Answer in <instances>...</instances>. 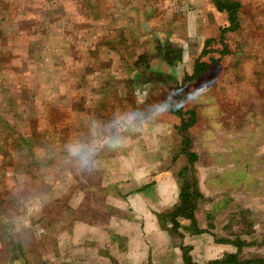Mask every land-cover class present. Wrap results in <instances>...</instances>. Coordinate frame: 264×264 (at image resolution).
I'll return each mask as SVG.
<instances>
[{
    "label": "rangeland",
    "instance_id": "obj_1",
    "mask_svg": "<svg viewBox=\"0 0 264 264\" xmlns=\"http://www.w3.org/2000/svg\"><path fill=\"white\" fill-rule=\"evenodd\" d=\"M230 1L240 3V26L225 32L221 41L229 21L213 0H127V7L135 5L139 25L127 33L109 31L125 53L116 56L106 50V56L98 55V33L104 30L97 23L91 59L74 54L77 65L72 66L62 49L67 55L62 57V72L43 57L46 45L42 52L44 41L34 33L42 28V10L45 22L56 12L48 9V0L46 9L37 7V0L26 7L14 0L5 7L14 20L19 18L23 32L15 37L0 22V37L3 30L7 33L5 41L0 39V264H133L118 260H132L133 252L127 245L130 236L118 230L128 224L143 227L149 213L163 231L181 239L186 264L180 228L189 230L182 222L190 225V220L179 217L178 234L170 222L165 228L158 214L173 211L180 202L179 173L188 164L187 155L180 152V129L182 118L191 119L190 110L195 121L184 134L198 154L194 175L202 193L199 203L206 193L217 210L228 202L227 196L218 202L221 195L234 191L236 227L254 244L264 235V0ZM97 10L98 16L105 12ZM128 16L123 15L124 20H130ZM131 36L141 51L127 45ZM110 37L106 40L112 41ZM210 38L214 40L207 43ZM92 40L78 39L75 44L84 50ZM164 49L176 55L181 50V59L170 64ZM93 59L96 65H109L103 93L98 85L89 87L87 61ZM197 60L208 70L191 79ZM193 89L202 93L199 102L176 104L185 115L171 111L143 133L127 134L122 148L101 153L92 176L82 178L67 163L66 143L87 139L103 144L111 135L103 125L113 116L171 101L174 90L186 95ZM167 174L178 179L179 188L176 197L163 202L159 181ZM209 205L204 200L202 210ZM87 226L93 241L86 240ZM151 245L141 248L148 249V255L138 264H159L154 252L158 259L176 262L178 256L166 251L163 242Z\"/></svg>",
    "mask_w": 264,
    "mask_h": 264
},
{
    "label": "crops",
    "instance_id": "obj_2",
    "mask_svg": "<svg viewBox=\"0 0 264 264\" xmlns=\"http://www.w3.org/2000/svg\"><path fill=\"white\" fill-rule=\"evenodd\" d=\"M7 1L9 2L8 5ZM16 1H20L23 7L30 5V0ZM13 2L14 0H3V3L0 2V7H11ZM36 6L46 9V0H37ZM32 8H34L33 5ZM50 8H54L56 12H54V14H49L51 19L50 21L45 22V16L47 14L45 10H42L40 12L44 14L42 20L38 19L40 20V23H42V28L36 29L34 33L37 34L39 40L44 41L42 43V52L44 50V46L46 45L45 51L43 53L41 52L43 57H48L47 59H49V64H52L53 68L58 67L61 72L63 70L61 64L66 63V61L62 58L64 55H66L62 49H65V51H67L68 55L71 57L69 63L71 62L72 66L77 65L75 55L82 54L83 56H87L88 60L91 59V54L89 51L90 48H95L92 46V39L94 34L93 28L96 27L94 25L97 23H100L104 30L103 34L98 33V35H101L102 37L99 38V36H97V40L98 38L101 39V41L97 43V49L101 50V52L98 53L100 57L102 54L106 56V50L107 53L110 52V55L116 56L125 53L123 51L124 45L116 43V40H113L117 37H110V29L112 32H122L124 30L127 33L131 31V29L132 31L135 30L140 23L139 16L138 18L136 16L138 12L135 10V5L132 3L127 7V0H48V9ZM97 9H102V11L104 9L105 12H101L102 14L98 16ZM129 11L132 12L130 13ZM128 14H130V16H128L130 17V20L131 16H136V19L133 18L131 21L124 20L123 15L127 16ZM0 15V22L4 25V29L8 33L13 30L14 36L17 37L19 33L23 32L20 31L22 28L18 26L19 18L14 20L15 17L12 15L11 11L5 8V10L0 11ZM17 15L21 16L19 14ZM22 18L25 19L27 17ZM132 25H136V27L134 28ZM110 26L112 27L110 28ZM126 27L128 30L125 29ZM6 31L3 30V36L2 38L0 37L1 41L6 40ZM107 37L112 38V41L106 40ZM78 39H91L92 41L85 47L84 51L83 49L76 47L75 42ZM55 41H62V43L53 45L52 43ZM131 41L132 42L127 43V45L135 49V51H141L140 45L136 43L135 37L131 36ZM93 52L94 49L92 50V53ZM100 64H94V59L92 62L87 61L88 69L86 71V75L89 79V83H91L89 87L92 88L98 85L101 87V92L103 93V88L108 86L107 78L109 65L101 64L102 66H100ZM57 76L58 75H50L49 78H55ZM164 177L165 178H162L159 181V199L163 202L169 200V198L171 199L174 195L176 197L179 188L178 179L176 177L169 174ZM230 189L233 190L232 186H230ZM204 194L205 195L203 199L207 200L210 205L207 209L202 210L201 204L204 200L200 201L196 210V217L198 226L201 229H209L211 232L193 235L190 233L191 231L187 230L186 227L180 228V231H182L184 234L183 243L185 245L192 246L190 254L192 255L193 261L199 264H206L210 260L221 259L227 254L238 252V247L233 242H219L216 240V238H225L230 240L240 238L243 241L247 240L248 242L247 232L240 229L239 226V229L236 227L237 222L234 218L237 215L236 208L238 204L235 192L231 191L227 195L222 194L220 199H218V202L223 200L225 196H227L228 202L226 205H224V207H219L217 210H214V206L216 204L215 201L212 202L211 197H208L206 193ZM144 216H146V218L144 217L145 220L142 223L143 227L140 225L128 224L118 230L119 233L130 236V240L128 241L127 245L128 247L131 246L133 248V252L131 251L132 260H130L128 257V259L124 260L119 259L118 257V260L120 262L138 264L140 263L137 262L139 259L143 258L146 254L148 255V249L141 250V248H150L152 246L151 242L159 241L163 242L166 251L175 253L178 258L176 259V262L169 260L167 257H160L158 259L156 258V256H158L156 255L157 253L154 252L152 256L153 260L157 261L156 263L159 264H182L183 261L181 260V256L183 252L180 249V244L182 243L181 239L174 238V236L170 235L167 231H163L158 224L156 217H154L152 213L146 214ZM182 223L184 226H189L187 221H183ZM210 223L212 224L211 227ZM88 226L85 227V231L83 232L86 234V240L93 241L91 235L90 238H88V231H91L90 233L93 231L92 228H89L88 230ZM128 230H133V233H129ZM263 236L264 235H260L258 237L257 243L243 246L240 253V259L264 258ZM81 238L82 236L78 238V240H81Z\"/></svg>",
    "mask_w": 264,
    "mask_h": 264
},
{
    "label": "trees",
    "instance_id": "obj_3",
    "mask_svg": "<svg viewBox=\"0 0 264 264\" xmlns=\"http://www.w3.org/2000/svg\"><path fill=\"white\" fill-rule=\"evenodd\" d=\"M213 1L219 11L226 12L229 21V25L223 30V33L220 36V40L223 41L225 32L236 31L240 26V19H239L240 3L237 1H234L236 2L234 3L230 0H213ZM213 40L214 39L210 38L206 42L209 43ZM159 47L161 48V46ZM169 49L166 50L164 49L165 50L164 58L170 64L175 63L176 61L181 59V53H182L181 50H178L179 54L176 55V52L172 53V51ZM140 56L141 58L146 57L145 55H140ZM207 70H208V65H206L205 62H201L200 60H197L194 65V72L192 75L189 76V78L197 79ZM173 111L180 116L185 115V113L180 111L179 109ZM189 113L191 119L186 120L185 118H182L183 121L180 129V132L183 135V140H182L183 146L180 149V152L186 154L188 157V164L179 173V175L182 177V182L180 185V193H179L180 202L173 211L158 214L160 221L162 220L163 222V226L167 228L165 224L168 225V222H170L172 224L171 230L177 232L178 234H181V232L179 231V228L181 226V222L178 220L179 217L187 218L190 220L191 224L188 226V229L193 233H202L207 231L206 229H201L198 226V221L196 218V210L198 208L199 200L202 198V193L199 190L197 184L198 182L194 175L195 163L198 160V154L190 149L193 143L191 137L188 134H184V132L188 130V127L192 125L195 121L194 110L192 111L190 110ZM185 171L186 173L187 171H190L189 172L191 174L190 178L186 177ZM216 240L219 242H233L234 244L237 245L238 252L233 254H227L222 259L212 261L211 264H254V263L264 264V258L240 259V253L242 251V247L245 245H253L254 242L243 241L240 238H236L235 240L217 238ZM182 246L184 250V258L186 264H195L192 262V256L190 255V251L192 247L185 245Z\"/></svg>",
    "mask_w": 264,
    "mask_h": 264
},
{
    "label": "clouds",
    "instance_id": "obj_4",
    "mask_svg": "<svg viewBox=\"0 0 264 264\" xmlns=\"http://www.w3.org/2000/svg\"><path fill=\"white\" fill-rule=\"evenodd\" d=\"M202 93L193 89L186 95L174 90L172 100H165L146 108L133 109L130 112L113 116L103 125L111 133L103 144L94 143L87 139H78L66 143L65 152L69 166H75L82 178L92 176L98 171L97 162L105 150H117L125 145L127 134L143 133L145 127L153 125L163 119L169 112L176 109L177 103L199 102ZM177 97H180L177 100ZM93 125L96 121L91 122ZM45 205L42 203L39 212H43ZM35 211V210H34ZM12 223V221H9Z\"/></svg>",
    "mask_w": 264,
    "mask_h": 264
}]
</instances>
